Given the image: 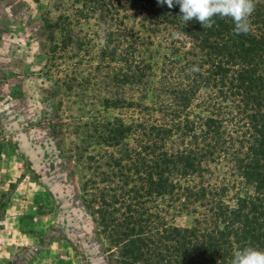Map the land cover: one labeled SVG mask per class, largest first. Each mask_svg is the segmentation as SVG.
Masks as SVG:
<instances>
[{
  "label": "trees",
  "instance_id": "1",
  "mask_svg": "<svg viewBox=\"0 0 264 264\" xmlns=\"http://www.w3.org/2000/svg\"><path fill=\"white\" fill-rule=\"evenodd\" d=\"M53 4L51 52L67 60L56 80L91 105L68 150L113 263L232 264L237 250L264 251V0L247 35L230 18L185 24L178 4L157 0ZM109 107L123 114L101 119ZM178 214L191 225L173 224Z\"/></svg>",
  "mask_w": 264,
  "mask_h": 264
},
{
  "label": "rangeland",
  "instance_id": "2",
  "mask_svg": "<svg viewBox=\"0 0 264 264\" xmlns=\"http://www.w3.org/2000/svg\"><path fill=\"white\" fill-rule=\"evenodd\" d=\"M58 13L53 0H0V264H114L68 150L83 136L67 130L89 120L91 105L56 80L67 60L51 52L60 35L47 23ZM121 114L109 107L100 117ZM192 219L178 214L172 223Z\"/></svg>",
  "mask_w": 264,
  "mask_h": 264
},
{
  "label": "clouds",
  "instance_id": "3",
  "mask_svg": "<svg viewBox=\"0 0 264 264\" xmlns=\"http://www.w3.org/2000/svg\"><path fill=\"white\" fill-rule=\"evenodd\" d=\"M169 9L178 4L185 22L195 19L202 27H210L215 17L230 18L236 35H247L251 30L250 18L255 12V0H157ZM232 264H264V251L245 247L233 254Z\"/></svg>",
  "mask_w": 264,
  "mask_h": 264
}]
</instances>
